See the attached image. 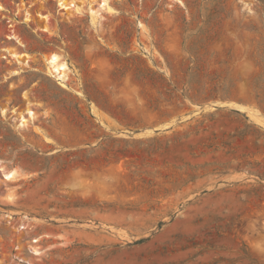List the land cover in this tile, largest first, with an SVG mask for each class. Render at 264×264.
I'll use <instances>...</instances> for the list:
<instances>
[{"label": "rangeland", "instance_id": "obj_1", "mask_svg": "<svg viewBox=\"0 0 264 264\" xmlns=\"http://www.w3.org/2000/svg\"><path fill=\"white\" fill-rule=\"evenodd\" d=\"M76 1L0 0V264H264V0Z\"/></svg>", "mask_w": 264, "mask_h": 264}, {"label": "bare ground", "instance_id": "obj_2", "mask_svg": "<svg viewBox=\"0 0 264 264\" xmlns=\"http://www.w3.org/2000/svg\"><path fill=\"white\" fill-rule=\"evenodd\" d=\"M170 1L174 2L175 4H179L181 6H184V4H185L183 0H170ZM92 3H94V0L89 4L88 10L91 13L92 22L96 23L99 20L100 14H99V11L97 9L95 10L93 8V6H90ZM84 4H85V2H79L76 0H73L71 2H66L64 0H58V5L60 6V8L66 10L65 12L67 14H68V12L72 11V13H70L69 15H73V12H74V14L81 15L83 13V9L85 6ZM98 8H100V10H102V11L103 10L107 11V13L109 12V14H112V15L117 14V11L111 5V0H99V7ZM2 9L3 8L0 7V10H2ZM42 17L44 19L47 18V16H42ZM32 20L33 19L31 18L30 14L27 12V15L25 17V22H32ZM44 31H47V28H44ZM9 38L16 39L17 37L15 35H11V36H9ZM6 51H7V54L9 56L13 57V59L15 58L21 64H22L21 58L26 57L27 62L26 63L24 62V63H25V65L26 64L29 65V62L31 59L29 55H27V54L21 55V54L16 53L15 51H12L9 49H7ZM3 57H5V55ZM151 57H152V53H151L150 49L144 48V51H142L141 49L137 48L135 53L129 56V60L131 62L135 63V66H136V69L138 70V72H141L143 74V76H147L151 73V70L149 67V65H152V61L150 59ZM23 61H25V60H23ZM44 65H45L46 73L51 78H55L56 81H59L58 83L63 89H66V90L71 89L68 85V81L70 79L69 74L72 73L76 76L77 72L75 71L72 64L69 62V60L67 59V57L64 54H62L60 52L52 53L50 56H47L44 58ZM35 71H37V70L35 69ZM20 73H21V71L18 69L11 70V72H10L11 78L15 77V76H19ZM76 93L79 96L83 97V94L80 91H76ZM24 97H25V99H29V96L27 94H25ZM219 105H224V104H219ZM229 105H231V104H229ZM231 106L240 108V106H235V105H231ZM93 112L98 116V113L96 112L95 109ZM26 114L29 116L26 117L23 114L20 115L18 128H26L29 126V124L33 120H35L36 114L34 111H32L31 109H27ZM2 116H3V118H7L6 112L4 110H3ZM28 177L29 176L21 173L16 168H9L5 164V162L0 159V183L1 184L8 187L10 183L18 182V181H20L24 178H28ZM5 199H7V198H5ZM7 200L10 204L14 205L16 198H15L14 194L11 193V194H8ZM42 238L43 237H40L39 239H42ZM39 239H36L34 242H38ZM32 252L37 256L43 254V252L40 251V247L34 248L32 250Z\"/></svg>", "mask_w": 264, "mask_h": 264}]
</instances>
